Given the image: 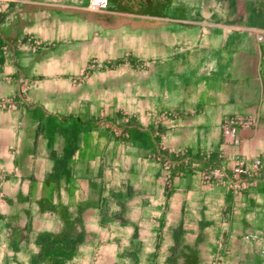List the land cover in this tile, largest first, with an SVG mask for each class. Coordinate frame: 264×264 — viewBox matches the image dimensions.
Returning a JSON list of instances; mask_svg holds the SVG:
<instances>
[{
	"label": "crops",
	"instance_id": "crops-1",
	"mask_svg": "<svg viewBox=\"0 0 264 264\" xmlns=\"http://www.w3.org/2000/svg\"><path fill=\"white\" fill-rule=\"evenodd\" d=\"M0 264H264V0H0Z\"/></svg>",
	"mask_w": 264,
	"mask_h": 264
},
{
	"label": "rangeland",
	"instance_id": "rangeland-1",
	"mask_svg": "<svg viewBox=\"0 0 264 264\" xmlns=\"http://www.w3.org/2000/svg\"><path fill=\"white\" fill-rule=\"evenodd\" d=\"M1 103V102H0Z\"/></svg>",
	"mask_w": 264,
	"mask_h": 264
}]
</instances>
